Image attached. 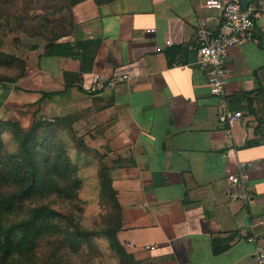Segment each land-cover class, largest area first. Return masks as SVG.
<instances>
[{"label":"crops","instance_id":"1","mask_svg":"<svg viewBox=\"0 0 264 264\" xmlns=\"http://www.w3.org/2000/svg\"><path fill=\"white\" fill-rule=\"evenodd\" d=\"M225 2L82 0L58 42H86L84 61L27 38L25 76L0 84V117L26 128L35 115L78 116L79 136L104 154L121 206L117 235L135 264H261L264 143L246 145L257 121L245 108L264 78V0L254 37L229 49L227 97L244 112L232 125L219 119L196 42L198 17L218 26ZM93 72L131 78L92 93ZM249 163L251 196L234 200L228 177Z\"/></svg>","mask_w":264,"mask_h":264},{"label":"trees","instance_id":"2","mask_svg":"<svg viewBox=\"0 0 264 264\" xmlns=\"http://www.w3.org/2000/svg\"><path fill=\"white\" fill-rule=\"evenodd\" d=\"M80 1L0 0V84L19 81L27 70V60L6 48L9 34L15 49L23 38H35L44 54L84 61L79 46L86 42H58L71 32ZM253 92L245 110L257 121V137L249 146L264 143V78ZM77 117L35 116L27 128L0 117V264H135L117 235L121 206L104 154L79 136ZM90 168L95 200L85 194ZM56 201L68 211L57 209ZM91 202L98 208L92 223L86 220Z\"/></svg>","mask_w":264,"mask_h":264},{"label":"built area","instance_id":"3","mask_svg":"<svg viewBox=\"0 0 264 264\" xmlns=\"http://www.w3.org/2000/svg\"><path fill=\"white\" fill-rule=\"evenodd\" d=\"M262 11V0H226L218 26L212 24L211 15H200L197 19L196 42L198 45V62L206 70L210 91L218 99L222 112L220 121L232 125L241 118L244 112L230 108L227 83V58L229 49L241 45L254 37L256 19ZM153 28L150 29V31ZM170 41L167 40V43ZM128 73L104 74L93 72L89 92L99 93L114 88L120 82L130 80ZM245 164L239 173L230 174L228 180L231 184L229 192L234 200L248 201L251 192L248 187L249 171ZM249 240H255L254 229L248 235ZM155 245H151L154 248ZM257 259L264 263V246L258 247Z\"/></svg>","mask_w":264,"mask_h":264},{"label":"rangeland","instance_id":"4","mask_svg":"<svg viewBox=\"0 0 264 264\" xmlns=\"http://www.w3.org/2000/svg\"><path fill=\"white\" fill-rule=\"evenodd\" d=\"M13 36H14V34H9L6 38H5V40H6V48L8 49V50H11L12 52H15L16 54H18V55H20V56H22L23 57V54L25 55V53L27 52V51H29L28 49H26V46H24V40L25 39H27V38H23L22 40V44H21V46L19 47V48H14V45H13ZM31 40H34L33 42H37L39 39H35V38H33V39H31ZM38 42H42L41 40H39ZM14 49V50H13ZM23 53V54H22ZM36 117H38V115H35ZM90 170V171H89ZM92 170V168H90V169H88V171L86 172V175L88 176V179H89V181H88V184H87V186H86V191H85V194H86V196L88 197V198H91V199H93V200H95V195H93V193L95 192L96 193V188H95V185H96V181L94 180V178H93V175L95 176V171H93V175H92V178H89V175H90V172H92L91 171ZM91 176V175H90ZM94 202H96V201H94ZM94 202H91L90 204H89V206H90V209L87 211V221L89 220L88 219V217H90V219L92 218V220H91V223L93 222V216L96 214V212L98 211V208L95 206V204H94ZM54 206L57 208V209H59V210H61L62 212H67L68 211V207L63 203V202H60V201H56L55 203H54Z\"/></svg>","mask_w":264,"mask_h":264}]
</instances>
